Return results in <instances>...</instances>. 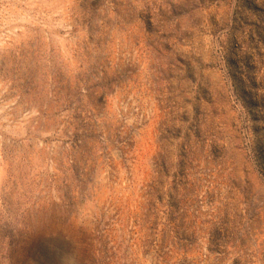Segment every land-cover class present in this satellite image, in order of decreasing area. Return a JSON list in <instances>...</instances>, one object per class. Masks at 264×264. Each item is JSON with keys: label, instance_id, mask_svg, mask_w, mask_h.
<instances>
[{"label": "rangeland", "instance_id": "1", "mask_svg": "<svg viewBox=\"0 0 264 264\" xmlns=\"http://www.w3.org/2000/svg\"><path fill=\"white\" fill-rule=\"evenodd\" d=\"M32 2L0 0V36L6 26L10 33L39 36L45 31L40 19L25 7ZM130 2L78 0L87 40L80 43L74 56L94 61L87 74L77 71L69 75L65 65L36 51L22 50L20 58L13 56L11 66L0 59V86L10 80L9 95L20 97L18 107L11 112L13 121H19L31 107L39 112L29 119L24 134L17 131L16 135L5 131L9 125L0 114V152L17 162L19 172L18 181L12 182L13 191L25 185L31 190L43 182L31 175L38 165L32 161L25 164L28 151H36L30 140L31 128H35L40 144L60 143L61 148L69 149V162L65 164L61 153L56 171L47 174L53 181L58 178L56 192L60 198L52 195L49 185L48 194H36L15 223L0 215V264H119L118 249L134 234L142 233L148 246L155 243L162 211L166 224L177 235L178 246L190 249L197 236L188 231V208L193 203L200 205V190L209 205L225 201L224 214L209 221L213 225L208 230L210 252L230 243L244 246L251 239L252 225L240 230L245 216L261 223L264 187H254L247 168L243 176L235 168L225 176L230 157L228 146L221 141L230 135L241 139V133H250V142L244 136L245 143L235 147L246 151V158L251 159L264 182V0H159L163 6L156 14L148 0H138L146 5L136 14L145 22V47L160 69L153 78L154 99L161 110L168 109V118L155 128V150L147 162L146 149L137 139L141 125L130 126L127 131L119 124L100 125L91 120L89 108L99 106L94 89L124 86L135 74L131 63H118L109 76V46L114 40L111 32L96 22L103 19L99 10L105 8L107 14L110 5L118 19L106 21L107 25L131 23ZM5 5L14 7L6 12ZM62 32L57 29L58 34ZM94 76L100 79L86 83ZM186 93L194 94L189 99ZM61 125L66 139L41 135L59 131ZM192 136L199 148L192 143ZM208 139L211 148L203 156L202 141ZM202 156L221 169L220 182L206 189L198 175ZM235 192L243 195L247 207L240 211L236 205L233 218L234 206L228 199H235ZM89 201L93 206L82 213L81 208ZM15 203L21 207L25 202ZM168 235V229H162L161 241Z\"/></svg>", "mask_w": 264, "mask_h": 264}, {"label": "clouds", "instance_id": "2", "mask_svg": "<svg viewBox=\"0 0 264 264\" xmlns=\"http://www.w3.org/2000/svg\"><path fill=\"white\" fill-rule=\"evenodd\" d=\"M148 6L151 7L153 14L158 12L159 7L163 6L157 0L152 3L148 0ZM12 5H5L6 12L11 9ZM29 10L33 11L35 16L40 19L45 31L37 36L33 33L20 32L10 33L7 26L2 36H0V59L8 62L11 66L12 58H20L22 50L36 51L37 55L43 54L45 57L51 58L58 64L65 65V70L69 75H73L77 71L87 74L90 71L89 65L94 61H86L81 57L74 56L79 49L78 46L82 41L87 40V28L82 26V13L79 9L78 0H33L32 3L26 5ZM109 11L105 13V8L99 10L97 23L105 27V31H110L114 40L109 46L111 52L110 60L112 67L109 68V76L114 74V69L119 65L131 63L135 66L134 75L131 80L124 86L112 85L111 89H94L95 95L99 97V106L91 107V120L100 125H122L124 131H127L130 126L141 125L137 133V139L141 141L146 149L145 162L155 150L153 140L155 137V128L157 123L168 118V109L161 108L155 102L154 97L157 95L155 91L156 85L153 83V78L159 74V63L153 59L151 50L145 47V22L136 14L145 9V3L138 0H131L128 5V11L132 16V22L124 24L121 21L120 25H107L106 21H116L115 13L112 12L111 6H107ZM166 7V6H165ZM57 29H62V34L57 33ZM35 44V47L32 45ZM38 49V51H37ZM83 67H80V65ZM131 75V71H130ZM100 77L94 76L92 80L86 83H95ZM11 81L6 80L0 92V114L3 115V121L9 127L5 129L12 135H16L17 131L24 134V129L29 124V119L39 115L37 107H31L30 110L20 117L19 121H13L11 112L14 106L18 107L20 97L10 96L9 87ZM83 87V85H82ZM195 88V85H192ZM106 93V95L104 94ZM194 93H186L191 99ZM181 100L183 98H180ZM85 103L88 101L85 99ZM187 110L191 112V104L186 105ZM181 111L183 109H180ZM65 115H68L67 113ZM63 125L59 131L52 130L41 133L43 136H58L61 140L66 139L63 136ZM185 127H187L185 125ZM32 135L31 142L35 143L36 151H28L27 160L36 163L38 166L31 172L37 180L43 179L39 187L32 186L31 190L27 185L13 191V181H18L19 172L17 170L16 161L11 160L4 153L0 152V215L5 221L15 223L25 209L29 207L30 201L35 198L36 194L46 196L51 185L52 195L60 198V194L56 192V184L59 182L47 178L50 171H56L57 163L61 157V153L65 157V164L69 161L66 159L68 155V146L61 148L60 143L44 145L40 144L36 137L35 128L30 129ZM241 139H233L230 135L226 140L221 141L228 146L229 159L227 160L228 172L225 176L235 168L241 176L243 169L249 170L250 179L255 188L264 187V182L261 181L258 174L254 171L251 159L246 158L247 153L243 149H237L235 145L244 144V136L249 137L250 133H241ZM192 143L199 148V143L195 136H192ZM177 144L180 141L176 142ZM204 144L203 156L208 155V150L211 148V140L202 141ZM173 149V153H175ZM203 156L200 161V169L198 175L201 179L203 187L206 189L209 186H214L222 179L218 176L220 168L204 161ZM175 155L172 159L175 160ZM37 173H41L38 176ZM106 174V173H105ZM61 175L57 172V177ZM102 179V178H101ZM90 190L92 186H89ZM78 194L79 189L77 188ZM235 199H228V203L233 207V218L236 211L235 206H239V210L243 211L247 204L244 202V197L239 192H235ZM203 190L198 192L200 205L193 203L192 207L188 208L187 225H190L188 231L195 232L197 241L190 249H184L176 243L177 235L172 232V226L166 224L164 212H161V222L156 230L155 243L148 246L145 242V237L142 233H137L131 239L125 241L124 247L118 249L119 264H234V261L239 260L241 264H264V208H261V223L249 221L245 216L243 226L240 227L241 232L246 227L249 228L248 239L244 246L239 242L235 245L227 244L219 250L209 251L208 246V230L213 227L209 221H216L224 214V199L217 200L214 204L209 205L205 198ZM9 200L13 203L10 205ZM16 201L25 202L23 206L17 207ZM94 202L89 201L81 208V212H85L93 206ZM168 229L169 235L166 241H161V230ZM178 231L182 232L183 227L179 226Z\"/></svg>", "mask_w": 264, "mask_h": 264}]
</instances>
